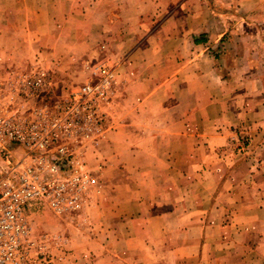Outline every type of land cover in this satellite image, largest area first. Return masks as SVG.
<instances>
[{
    "label": "crops",
    "instance_id": "crops-1",
    "mask_svg": "<svg viewBox=\"0 0 264 264\" xmlns=\"http://www.w3.org/2000/svg\"><path fill=\"white\" fill-rule=\"evenodd\" d=\"M65 27L119 73L87 264H264V0H0L1 66Z\"/></svg>",
    "mask_w": 264,
    "mask_h": 264
},
{
    "label": "built area",
    "instance_id": "built-area-1",
    "mask_svg": "<svg viewBox=\"0 0 264 264\" xmlns=\"http://www.w3.org/2000/svg\"><path fill=\"white\" fill-rule=\"evenodd\" d=\"M117 67L84 63L86 79L59 92L40 61L0 81V264L72 263L66 239L33 235L30 214L80 215L96 203L104 165L88 154L109 131Z\"/></svg>",
    "mask_w": 264,
    "mask_h": 264
},
{
    "label": "rangeland",
    "instance_id": "rangeland-1",
    "mask_svg": "<svg viewBox=\"0 0 264 264\" xmlns=\"http://www.w3.org/2000/svg\"><path fill=\"white\" fill-rule=\"evenodd\" d=\"M65 29L67 30L63 34V40L61 41V43L64 44L63 48L54 51V49L46 47L43 49V54L40 51L38 52V54L40 53L45 60L40 58L34 60V62L40 61L45 67H49L54 73V84L56 85L54 88L55 92H59L62 87L67 88L71 84L84 81L87 77V72L82 69V65L84 63L93 61L94 59L98 60L99 57L105 58L108 52L107 50L100 52V47L104 44L97 43L95 46L96 48L93 50H96V54H94V52L85 54V51L80 49L79 44L76 43L74 35L70 34L67 27H65ZM29 52L31 51L25 49L23 54ZM261 54L262 53H260V55ZM108 62L111 63L109 60ZM30 65H32L31 62H29L28 65H19L16 67L6 66V64H3L2 67L0 62V81H4L7 73L21 72L28 69ZM118 86L119 83L117 88ZM109 123H111V119H109L108 124ZM237 137L238 141H236V147L234 148H236V152L238 151L239 153L243 154L248 151V137L244 134H238ZM96 165L97 163L94 166H91L95 167ZM102 172L99 175L100 184L102 185L101 194L97 197L96 203L86 208L80 215L55 216L50 211L44 209L32 211L30 214L31 228L33 235L36 238L44 240L46 237L51 238L52 236H56L67 240V249H69L70 254H72V263L70 260H68L66 264L77 263V256H81V264H87L89 261L88 252L85 250L87 243L85 244L83 240L84 237L90 234L89 229H92L93 224L99 219V217L103 216L100 214L99 209L100 202L104 201L105 196L104 185L102 181L103 178H101ZM48 243L51 244V241L48 240ZM53 248L54 247H51V249ZM52 252L53 259L59 255V251L56 249H53Z\"/></svg>",
    "mask_w": 264,
    "mask_h": 264
}]
</instances>
